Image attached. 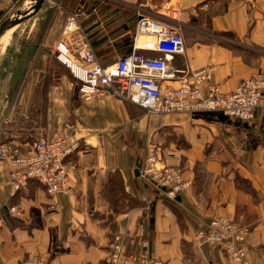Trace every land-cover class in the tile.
Returning a JSON list of instances; mask_svg holds the SVG:
<instances>
[{"label":"crops","instance_id":"0c3cea01","mask_svg":"<svg viewBox=\"0 0 264 264\" xmlns=\"http://www.w3.org/2000/svg\"><path fill=\"white\" fill-rule=\"evenodd\" d=\"M28 6L0 0V19ZM92 6L81 28L102 65L130 52L144 6L182 25L184 54L168 62L174 69L209 66L224 91L264 72L263 0H45L0 43V140L22 155L40 138L77 140L67 157L73 193L50 197L37 182L14 191L8 178L15 165L1 166L0 264L32 254H47L52 264H110L115 236L126 253L147 240L165 264H236L193 240L216 216L249 225L250 264H264V111L249 121H220L213 114L156 117L109 97L82 101L54 49L68 12ZM151 141L182 149L190 186L174 200L137 172Z\"/></svg>","mask_w":264,"mask_h":264},{"label":"built area","instance_id":"2783aa9c","mask_svg":"<svg viewBox=\"0 0 264 264\" xmlns=\"http://www.w3.org/2000/svg\"><path fill=\"white\" fill-rule=\"evenodd\" d=\"M90 9L78 7L68 12L62 30L64 40H59L54 49V58L74 79L76 93L82 101L114 98L156 117L172 114L199 117L220 113L227 119L249 121L257 111H264L262 71H254L231 91H224L212 81L209 66L174 69L168 62L175 54H184L182 25L149 16L145 9L137 13L130 52L102 65L81 28L82 20L96 11L94 6ZM68 41L74 44V49H70ZM78 146L77 140L69 141L62 136L40 138L22 155L16 145L6 142L0 145V167L6 163L15 165L8 178L14 191L28 182H37L50 197L68 196L73 193V187L67 157ZM160 149V143L147 144L138 169L139 176L167 199L174 200L189 184L182 179V154L171 148L161 153ZM55 208L56 205H51V209ZM9 211L19 214L14 206ZM246 230L234 220L216 216L196 231L194 241L199 247H219L236 263L249 264L241 245ZM109 248L110 264H165L150 254L146 240L141 242L136 253L125 252L120 236L114 237ZM18 264L52 262L47 254H32Z\"/></svg>","mask_w":264,"mask_h":264},{"label":"water","instance_id":"95a60500","mask_svg":"<svg viewBox=\"0 0 264 264\" xmlns=\"http://www.w3.org/2000/svg\"><path fill=\"white\" fill-rule=\"evenodd\" d=\"M45 0H28L29 6L26 9H17L12 15L0 20V37L7 31L22 23L24 20L33 16L41 8ZM216 117L220 121H226L223 114L218 113ZM138 172V171H137Z\"/></svg>","mask_w":264,"mask_h":264},{"label":"rangeland","instance_id":"374dc122","mask_svg":"<svg viewBox=\"0 0 264 264\" xmlns=\"http://www.w3.org/2000/svg\"><path fill=\"white\" fill-rule=\"evenodd\" d=\"M142 7V6H141ZM143 8L148 12V14H149V16H153L151 13H150V11L148 10V8H146V7H144L143 6ZM154 17V16H153ZM1 19H3V18H1ZM0 19V20H1ZM160 19H162V20H166V19H163V18H160ZM257 71H262V70H257ZM263 72V71H262ZM264 73V72H263ZM153 141H151V142H149V143H152ZM4 143H6V141H1L0 140V145L1 144H4ZM148 143V144H149ZM153 143H159V142H153ZM161 144V146H162V149H160V152L162 153H165L166 151V149H175V150H180L181 151V154H182V166H183V170H184V156H183V153H182V149L181 148H179L178 146H173V145H168V144H163V143H160ZM147 146V145H146ZM183 181H186L187 183H189L188 184V187L190 186V180L189 179H185L184 178V176H183ZM143 180V179H142ZM144 181V180H143ZM145 182V181H144ZM147 183V182H146ZM147 184H149V183H147ZM150 185V184H149ZM152 187H153V185H151ZM187 187V188H188ZM185 190V189H184ZM183 190V191H184ZM226 217V216H225ZM227 218H229V217H227ZM230 219V218H229ZM232 220V219H231ZM235 221V220H234ZM238 225H242V226H245L246 228H247V230L245 231L246 233H245V236H244V238H243V240L241 241V245H242V247H243V249H244V251H245V253H247V255H248V249L246 248V245H245V239H246V236L248 235V233L250 232V226L249 225H243V224H241V223H238L237 221H235ZM204 228V227H203ZM202 229V228H201ZM199 230V229H198ZM197 230V231H198ZM241 233L243 232L242 230L240 231ZM196 233V232H195ZM195 233H194V235H195ZM194 235H193V240H194ZM143 240H141L140 241V245H141V242H142ZM147 241V240H146ZM195 242V241H194ZM195 244H196V242H195ZM148 245H149V243H148ZM197 245V244H196ZM239 245H240V243H239ZM240 245V246H241ZM198 246V245H197ZM206 246V245H205ZM199 247V246H198ZM204 247V246H203ZM216 247V246H215ZM219 248V247H218ZM220 249V248H219ZM222 250V249H221ZM223 251V250H222ZM149 252H150V250H149ZM224 252V251H223ZM225 253V252H224ZM150 254L152 255V252H150ZM229 257V256H228ZM248 257V256H247ZM156 258H158V257H156ZM230 258V257H229ZM158 259H160V258H158ZM232 261H234L232 258H230ZM248 259V261H249V258H247ZM235 263H236V261H234ZM165 263V262H164ZM236 264H239V263H236ZM249 264H250V261H249Z\"/></svg>","mask_w":264,"mask_h":264},{"label":"bare ground","instance_id":"6f19581e","mask_svg":"<svg viewBox=\"0 0 264 264\" xmlns=\"http://www.w3.org/2000/svg\"><path fill=\"white\" fill-rule=\"evenodd\" d=\"M9 31H7V32H5L1 37H0V43H1V41H2V37L5 35V34H7Z\"/></svg>","mask_w":264,"mask_h":264},{"label":"trees","instance_id":"16d2710c","mask_svg":"<svg viewBox=\"0 0 264 264\" xmlns=\"http://www.w3.org/2000/svg\"><path fill=\"white\" fill-rule=\"evenodd\" d=\"M115 184H117V183L115 182Z\"/></svg>","mask_w":264,"mask_h":264}]
</instances>
